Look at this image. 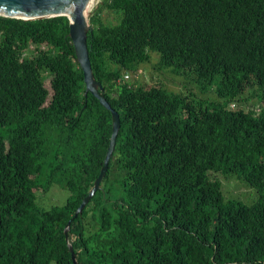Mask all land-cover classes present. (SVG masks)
<instances>
[{"label":"trees","instance_id":"trees-1","mask_svg":"<svg viewBox=\"0 0 264 264\" xmlns=\"http://www.w3.org/2000/svg\"><path fill=\"white\" fill-rule=\"evenodd\" d=\"M89 24L91 68L120 126L101 188L74 216L111 112L84 95L66 16L0 15V264H73L68 243L79 264H264V0H101ZM151 52L227 103L127 84ZM254 87L257 112L228 106ZM211 170L257 200H225ZM53 184L69 195L45 209L37 190Z\"/></svg>","mask_w":264,"mask_h":264},{"label":"rangeland","instance_id":"rangeland-1","mask_svg":"<svg viewBox=\"0 0 264 264\" xmlns=\"http://www.w3.org/2000/svg\"><path fill=\"white\" fill-rule=\"evenodd\" d=\"M101 0H95L92 7L88 10V15H92L93 9ZM103 19L106 23H114L116 21L114 14L106 11L103 13ZM159 54L157 52L150 53V60L142 62L135 71H129V78L124 81L127 84L136 86L142 84L146 87L161 86L167 91L183 96L187 101L200 102L203 106H210L214 103H223L225 100L219 98L215 91V84L202 86L196 79L190 69H175L174 67H160L158 64ZM44 85L50 89L49 72L41 70ZM124 70H121V76ZM123 81V80H122ZM257 87L242 94L237 101H229L228 106L234 109L242 108L245 111L259 110V95H257ZM227 103V101L225 102ZM116 169L110 172V177L116 176ZM208 175L218 179L221 183V192L225 200L233 199L241 201L245 204H251L258 198L257 191L250 186L245 180L235 175H224L221 172L209 171ZM38 203L41 207L47 209L54 205H63L69 195L67 189H63L57 184H53L45 193L37 190Z\"/></svg>","mask_w":264,"mask_h":264},{"label":"water","instance_id":"water-1","mask_svg":"<svg viewBox=\"0 0 264 264\" xmlns=\"http://www.w3.org/2000/svg\"><path fill=\"white\" fill-rule=\"evenodd\" d=\"M88 0H0V15L7 17H14L23 20L41 19L53 16H66L69 20V37L75 50V60L78 63L83 74V82L85 84L84 95L87 93L95 96L99 102L111 112L112 132L107 147L103 165L98 176L93 181L92 188L87 195L82 199L77 207L74 216L82 212L85 205L99 190L100 182L108 170L109 159L113 154L115 147V138L117 136L120 122L118 113L113 110L106 100L104 89L102 85L95 79L91 63L88 55L87 33L91 30L89 24V15L86 8ZM69 14H74L70 16ZM69 229V222L64 229L65 238L67 240V233ZM68 248L71 253V261L73 264H79L73 253L72 246L68 243Z\"/></svg>","mask_w":264,"mask_h":264},{"label":"bare ground","instance_id":"bare-ground-1","mask_svg":"<svg viewBox=\"0 0 264 264\" xmlns=\"http://www.w3.org/2000/svg\"><path fill=\"white\" fill-rule=\"evenodd\" d=\"M95 0H88L86 3V8L89 10L92 7V4H94ZM70 16H74V14H69Z\"/></svg>","mask_w":264,"mask_h":264},{"label":"built area","instance_id":"built-area-1","mask_svg":"<svg viewBox=\"0 0 264 264\" xmlns=\"http://www.w3.org/2000/svg\"><path fill=\"white\" fill-rule=\"evenodd\" d=\"M124 78H125V79H126V78H128V75H127V74H125V75H124Z\"/></svg>","mask_w":264,"mask_h":264},{"label":"clouds","instance_id":"clouds-1","mask_svg":"<svg viewBox=\"0 0 264 264\" xmlns=\"http://www.w3.org/2000/svg\"><path fill=\"white\" fill-rule=\"evenodd\" d=\"M127 75H128V73H127ZM128 78H129V75H128ZM128 78H126V79H128ZM125 79V78H124Z\"/></svg>","mask_w":264,"mask_h":264}]
</instances>
